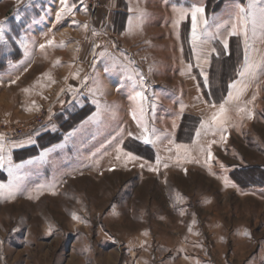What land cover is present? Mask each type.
<instances>
[{"label":"rangeland","instance_id":"obj_1","mask_svg":"<svg viewBox=\"0 0 264 264\" xmlns=\"http://www.w3.org/2000/svg\"><path fill=\"white\" fill-rule=\"evenodd\" d=\"M179 1L177 40L169 23L137 41L102 0H68L59 21L60 0H0V264H264V23L248 24L256 67L240 76L244 38L228 33L249 0ZM145 2L141 28L177 15Z\"/></svg>","mask_w":264,"mask_h":264},{"label":"snow or ice","instance_id":"obj_2","mask_svg":"<svg viewBox=\"0 0 264 264\" xmlns=\"http://www.w3.org/2000/svg\"><path fill=\"white\" fill-rule=\"evenodd\" d=\"M60 3L62 5V7L60 9V12L57 13V21H59L61 19V14L64 13L65 10H68L69 12L71 11V6L69 5L68 0H60ZM258 5H259V7H258ZM188 15H189L188 11H182L181 16H180L181 20L185 19ZM190 15H191V38H192L193 46H194V48H196L199 46V43H201V40H200L201 33L199 30L200 26L202 24L206 25L207 20L205 19L203 7H193L190 10ZM257 16L259 17L260 21L262 23H264V0H249L247 7H239L238 8V11H237V14L235 17V22L232 24L231 29L228 33L229 36H243V38H244L245 58H244V64L242 66L243 70L238 73L240 76L245 75L246 72L254 75V72H252V69L256 66L252 65L249 62V55H248V48H249L248 24L252 23L253 28H254ZM177 23H179V22H177ZM5 31L6 30H5V27L3 26V24H0V41H3ZM52 43H53V41L48 42L49 45H51ZM222 43L224 44V48L227 49L228 48V40L225 39L224 41H222ZM40 47L43 49L45 47V45L42 44ZM204 79H205V83H207V75L206 74L204 75ZM12 83H15V81H12ZM235 87H236L235 83L230 85V88H235ZM246 87H247V85H245L244 88L240 89V91L237 93V96H236L237 99L239 98V95L242 94L243 91L246 90ZM24 91L27 92L28 89H25ZM131 98L134 101H141V100H143V93L137 92L135 94V96H133ZM232 99H233V96L231 93H229L228 100H226L224 103H221L219 105V112L214 113L212 115V117H211L212 124L217 125V126H222L225 123L226 112H227V109L225 108V104H227ZM252 99L255 100L256 97L254 96ZM211 106L216 107V105H214V104ZM142 111H143V109L141 107V112ZM239 111L243 112V111H245V109L241 108V109H239ZM252 118H253V113L249 111L248 112V119H252ZM173 126L175 127V124ZM207 127H208L207 123H201V128H207ZM196 135H197V137H199L200 132L197 131ZM222 139H223V137H222ZM143 142L145 144H148L151 141L149 140V138L147 136H145ZM210 148H211V145H209V151H208V160L209 161L213 159ZM0 151H2V147H0ZM201 151H203V149H201ZM127 155H128V160H130V161L137 159V157L132 156L131 154H127ZM158 163H159V159H157V164ZM141 167H143V165H141ZM148 170L149 171H155L156 169L149 167ZM4 189H5V185L0 184V192H3ZM12 195H14V193L12 191H9V196H12ZM29 199H31V197H29ZM73 219L79 220V217H77V216H75V214H73ZM245 235H248V234L245 233Z\"/></svg>","mask_w":264,"mask_h":264},{"label":"crops","instance_id":"obj_3","mask_svg":"<svg viewBox=\"0 0 264 264\" xmlns=\"http://www.w3.org/2000/svg\"><path fill=\"white\" fill-rule=\"evenodd\" d=\"M102 1L106 6L112 7V12L114 14L118 13V12L126 13L125 9H128L127 13H129V14L127 15V22L128 23L129 22L130 23L136 22V24L139 26L135 33H131V39L132 40L138 41L139 39H142V38H145L146 40H150L149 38L153 36L154 31L162 30V33H163L164 32L163 30H165V28H167L166 25H168L169 23L174 25L173 36H175V40H177V38H178V25L184 20V19L181 20V18H180L181 12H182V10L185 11V6H184L185 4L181 5L179 0H177L178 2H174L173 7H175V9L177 10V15L175 17H172L171 22H169V19H168V21H166L165 27L164 26L158 27V28L154 27L153 29L151 27H145V28L140 27L141 25L145 24L148 21V18L146 20H142V18H140L138 16L139 10L145 9V7L148 6V4L145 2V0H102ZM110 2H113V4H110ZM123 5L125 6V8L123 7ZM134 17H135V19H134ZM177 22H179V23H177ZM176 27H177V29H176ZM138 48L145 49L146 51L148 50L150 52V49L147 47V44L137 47V51L140 50ZM145 50L140 51V53L145 52ZM196 94H197L196 92L193 94V98H194L193 101L196 103V105L199 104V106H200L202 100H201V97H199V95L198 94L196 95ZM228 97H229V95L227 96V98ZM190 98L192 99V97L190 95L185 96V99H184L185 102H189ZM191 99H190V101H192Z\"/></svg>","mask_w":264,"mask_h":264},{"label":"trees","instance_id":"obj_4","mask_svg":"<svg viewBox=\"0 0 264 264\" xmlns=\"http://www.w3.org/2000/svg\"><path fill=\"white\" fill-rule=\"evenodd\" d=\"M225 88H226V87H225ZM225 88H223V92H222L221 98H219V99H215V94H214V92L217 91V89H216L215 91L212 90V91H213V93H212L213 98H212V95H211V97H210V96L208 97V95H207V94L205 93V91H204V93H203V97H204L205 101L208 102V103H215V104L221 102L222 99H223L224 96H225L224 93H226ZM217 92H218V91H217ZM182 125H183V124H182ZM181 129H184V128L181 126ZM179 132H180V131H179ZM179 134H180V133H179ZM183 142L185 143L186 141H183ZM187 143H189V142H187Z\"/></svg>","mask_w":264,"mask_h":264},{"label":"built area","instance_id":"obj_5","mask_svg":"<svg viewBox=\"0 0 264 264\" xmlns=\"http://www.w3.org/2000/svg\"><path fill=\"white\" fill-rule=\"evenodd\" d=\"M40 122V119H36V121H34V124H38ZM15 132H18L19 134L25 132L24 129H20V128H17Z\"/></svg>","mask_w":264,"mask_h":264}]
</instances>
